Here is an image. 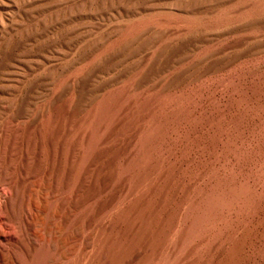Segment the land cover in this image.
Instances as JSON below:
<instances>
[{
  "label": "rangeland",
  "instance_id": "1",
  "mask_svg": "<svg viewBox=\"0 0 264 264\" xmlns=\"http://www.w3.org/2000/svg\"><path fill=\"white\" fill-rule=\"evenodd\" d=\"M0 264H264V0H0Z\"/></svg>",
  "mask_w": 264,
  "mask_h": 264
}]
</instances>
